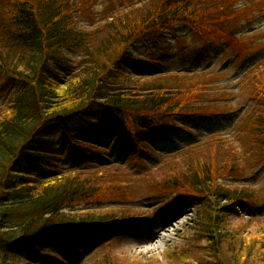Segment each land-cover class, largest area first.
<instances>
[{"label": "trees", "instance_id": "trees-1", "mask_svg": "<svg viewBox=\"0 0 264 264\" xmlns=\"http://www.w3.org/2000/svg\"><path fill=\"white\" fill-rule=\"evenodd\" d=\"M239 1L0 0V97L7 98L0 103V255L5 248L12 257L0 264H17L13 244L39 261L56 234H101L137 219L125 206L141 190L170 197L166 207L196 206L194 243L168 255L171 264H264V233L232 219L235 207L258 201V190L232 181L264 160V61L241 78L238 91L251 102L230 134H208L155 167L143 157L152 153L148 138L186 129L176 122L182 117L221 115L230 104L219 101L230 94L210 96L220 79L213 72L134 76L128 68L162 63L153 55L180 28L245 61L253 39L240 36L247 9H237ZM137 46L149 56L135 57ZM109 124L120 128L114 142L133 152L141 170L91 166L89 153L100 149L83 138H98L96 127ZM58 138L76 167L60 169ZM104 205L111 207L82 210Z\"/></svg>", "mask_w": 264, "mask_h": 264}, {"label": "rangeland", "instance_id": "rangeland-1", "mask_svg": "<svg viewBox=\"0 0 264 264\" xmlns=\"http://www.w3.org/2000/svg\"><path fill=\"white\" fill-rule=\"evenodd\" d=\"M235 7L247 9L239 22L240 36L253 39L250 56L245 58V61L237 62L234 56L227 53L225 49H214L210 44H205L202 40L192 37L188 30L180 28L177 31L178 37H167L164 41L165 49L163 47L153 55L154 58L162 60V63L137 62L129 64L128 68L134 76H152L162 71L213 72L220 79L211 85L210 96L219 100L225 93L230 94L226 101H219L230 104L228 108L222 110L221 115H205L196 120L182 117L176 122L179 126L189 127L191 131L184 132L176 127H169L167 130L169 137L159 136L156 133L155 137L148 138L147 143L152 153L143 155L145 165L148 167H155L168 155L171 156L184 149L187 144L206 138V134L218 132H223L221 134L225 135L230 134L240 114L248 108L251 102L249 95L244 91L239 93L238 89L244 74L257 63L264 61V1L240 0ZM93 10H97V8L94 7ZM133 55L145 59L149 53L143 46H137ZM70 58L77 60L78 57L73 55ZM67 73L65 71L63 75ZM6 99V97H0V103L3 104ZM96 131L99 134L98 138L91 136L83 138L84 142L98 145L100 149L98 154L89 153L88 161L91 166H101L112 162L129 168L134 173L141 170V167L131 162L133 152L114 142L120 132L119 127L113 124L100 125L96 127ZM52 149L60 158L57 161L60 169L76 167L63 139L58 138ZM232 183L240 187L251 186L253 190H258L259 194L255 204L247 203L235 207L236 215L232 219L240 218L247 224L251 223L247 231L252 235L257 236L264 233V160L252 169L246 170L242 179L232 181ZM169 199L168 196L141 190L136 199L126 204L125 207L136 212V216L141 215L142 219L124 222L109 230L104 229L101 234L91 232L82 235L78 233L68 237L67 241H62L57 234V239L50 245L49 250L54 258L52 262L45 259L35 261L30 250L25 252L13 244L11 247L18 252L15 262L17 264H99V261L106 259L110 264L157 262L158 264H171L167 260L168 255L180 254L189 244L194 243L192 237L195 234L196 206L193 202L186 201L187 205H180L178 202L166 207ZM108 207L111 206L82 207V210H102ZM75 212L76 210L71 214H75ZM235 222L231 221V223ZM204 244V241L200 242L201 246ZM73 245H77L81 249L79 254L73 252L71 249ZM7 253L8 249L3 248L0 259L2 260L4 257L12 259ZM173 260L175 261V256Z\"/></svg>", "mask_w": 264, "mask_h": 264}]
</instances>
